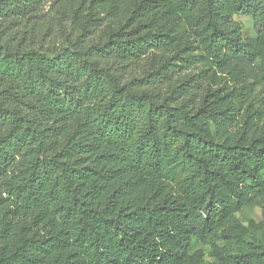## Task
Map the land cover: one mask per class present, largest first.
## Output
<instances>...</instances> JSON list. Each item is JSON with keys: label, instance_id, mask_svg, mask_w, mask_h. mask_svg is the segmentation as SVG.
I'll return each mask as SVG.
<instances>
[{"label": "trees", "instance_id": "1", "mask_svg": "<svg viewBox=\"0 0 264 264\" xmlns=\"http://www.w3.org/2000/svg\"><path fill=\"white\" fill-rule=\"evenodd\" d=\"M43 1L0 0V264H264V0H80L59 50Z\"/></svg>", "mask_w": 264, "mask_h": 264}, {"label": "rangeland", "instance_id": "2", "mask_svg": "<svg viewBox=\"0 0 264 264\" xmlns=\"http://www.w3.org/2000/svg\"><path fill=\"white\" fill-rule=\"evenodd\" d=\"M74 1V2H71ZM80 0H44L36 20V26L39 27L41 33H46V39L43 42V49L59 50L65 46L66 35L71 36V32L78 30L82 24L83 13L74 12V8L79 4ZM234 19L238 20L243 25V33L245 35H253L254 31L251 25V20L247 16L234 15ZM112 23V20L105 19L98 24L93 30L90 39L97 40L104 25ZM264 63V62H263ZM201 70V71H200ZM200 71V87L210 86L215 87L217 79L214 78L211 71H208L202 65L191 68L190 72L197 73ZM137 73V71L135 72ZM133 73V74H135ZM220 82V86L222 82ZM236 217L241 226L246 230L252 239L264 240V197L259 199L253 206L245 207L236 214ZM205 259L210 261L209 255L211 246L208 244L204 247Z\"/></svg>", "mask_w": 264, "mask_h": 264}]
</instances>
